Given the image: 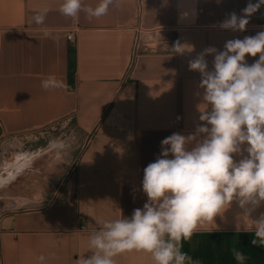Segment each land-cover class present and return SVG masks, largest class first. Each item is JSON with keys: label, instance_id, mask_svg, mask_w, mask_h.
Segmentation results:
<instances>
[{"label": "crops", "instance_id": "0c3cea01", "mask_svg": "<svg viewBox=\"0 0 264 264\" xmlns=\"http://www.w3.org/2000/svg\"><path fill=\"white\" fill-rule=\"evenodd\" d=\"M61 2L0 0V140L62 124L69 134L51 148H58L60 173L78 159L69 185L51 197L57 196L56 203L39 202L1 218L2 264H39L42 254L50 256L46 264H76L101 221L142 208L143 169L160 154L161 141L174 132L187 135L199 123L200 75L189 70L188 61L208 46L223 49L229 39L264 30V6L244 32L219 28L227 14L241 15L248 0H120L119 7L92 20L85 13L63 16ZM99 2L85 0L92 7ZM45 8L46 19L37 24L33 18ZM72 30L74 42L67 37ZM177 41L194 51L175 54ZM206 59L211 68L213 57ZM256 59L246 57L249 64ZM17 152L24 151L5 162ZM36 152H24L28 170ZM34 201L28 195L14 207ZM262 214L264 204L245 216L234 202L184 241L183 250L199 264H237L231 251L237 248L245 264H264V246L251 243ZM117 264L153 262L133 252L117 257Z\"/></svg>", "mask_w": 264, "mask_h": 264}, {"label": "clouds", "instance_id": "9594fccd", "mask_svg": "<svg viewBox=\"0 0 264 264\" xmlns=\"http://www.w3.org/2000/svg\"><path fill=\"white\" fill-rule=\"evenodd\" d=\"M119 6L120 0H100L95 7L85 0H62L59 12L68 18L85 13L92 20ZM262 6L264 0H248L241 15L227 14L219 28L246 31ZM47 12L42 9L34 21L43 24ZM171 50L184 55L194 47L177 41ZM207 56L213 57L211 68ZM249 56L258 59L249 64ZM188 67L200 75L199 123L187 135L174 132L161 141L160 154L143 169V207L131 216L119 210L115 218L101 221L88 234L86 254L76 264H117V257L133 252L149 255L153 264H199L183 250L184 241L214 224L234 202L245 216L264 204V30L229 39L223 49L208 46ZM42 86L47 88V82ZM254 224L251 243L264 246V214ZM231 251L237 264H245L241 250ZM49 258L42 254L38 262Z\"/></svg>", "mask_w": 264, "mask_h": 264}, {"label": "rangeland", "instance_id": "374dc122", "mask_svg": "<svg viewBox=\"0 0 264 264\" xmlns=\"http://www.w3.org/2000/svg\"><path fill=\"white\" fill-rule=\"evenodd\" d=\"M69 131V127H63L62 124H58L53 128L47 127L34 130L32 136L28 135L27 139L24 140H13L9 136L0 140V220L7 213L16 210H28L29 208L39 205V202L44 205L57 202L56 195L53 201H51V197L69 185L78 166V159L74 160L68 172L61 174L59 168L62 167L60 165L62 161L58 158V148L53 150L51 148L55 144L57 145V141H63L67 134H69ZM64 133H66V135ZM61 135H63V137L59 140L58 138ZM82 143V146L85 145L84 141ZM40 149L42 150L41 152H39ZM48 149L51 151H48ZM20 150L24 152L37 151L33 168L31 167V170L27 169V154L24 152H17L23 154L24 158L21 164L24 165V168L18 175L10 179L7 183H4L5 177L8 176L11 171V169H5L4 162L12 156L14 151ZM40 153H42V155H40ZM2 178H4L3 183L1 181ZM28 195L34 197V204L31 203L30 205H23L17 208L7 207L6 203H9L12 199L18 198L19 203H21L25 201ZM0 264H2L1 251Z\"/></svg>", "mask_w": 264, "mask_h": 264}, {"label": "bare ground", "instance_id": "6f19581e", "mask_svg": "<svg viewBox=\"0 0 264 264\" xmlns=\"http://www.w3.org/2000/svg\"><path fill=\"white\" fill-rule=\"evenodd\" d=\"M23 158H24L23 154L15 153L12 158L13 161L10 160L4 163L5 169H11L12 172L10 171L8 176L5 175L6 176V177L4 176L5 179L4 178L1 179L2 183H3V179L5 180L4 183H7L8 181H10V179L18 175L23 170L24 165L21 164L23 162ZM17 203H19L18 198L14 200L12 199L11 201H9V203H6V204H7V207H14L15 205H18Z\"/></svg>", "mask_w": 264, "mask_h": 264}, {"label": "built area", "instance_id": "2783aa9c", "mask_svg": "<svg viewBox=\"0 0 264 264\" xmlns=\"http://www.w3.org/2000/svg\"><path fill=\"white\" fill-rule=\"evenodd\" d=\"M67 37L70 41L74 42L76 39V32L75 30L69 31L67 34ZM141 47V36H138L136 44H135V49L136 51H139V48ZM34 130L26 133H20V134H15L9 136L13 140H24L27 139L28 135L32 136Z\"/></svg>", "mask_w": 264, "mask_h": 264}, {"label": "trees", "instance_id": "16d2710c", "mask_svg": "<svg viewBox=\"0 0 264 264\" xmlns=\"http://www.w3.org/2000/svg\"><path fill=\"white\" fill-rule=\"evenodd\" d=\"M72 52H74V49H71ZM74 73H75V60L73 59V57L70 60V81H73L74 78Z\"/></svg>", "mask_w": 264, "mask_h": 264}]
</instances>
